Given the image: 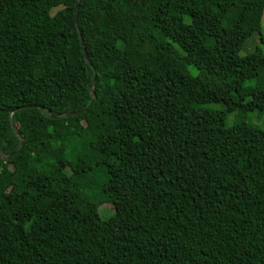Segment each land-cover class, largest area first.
<instances>
[{"label": "trees", "instance_id": "16d2710c", "mask_svg": "<svg viewBox=\"0 0 264 264\" xmlns=\"http://www.w3.org/2000/svg\"><path fill=\"white\" fill-rule=\"evenodd\" d=\"M77 1L0 0V264H264V0Z\"/></svg>", "mask_w": 264, "mask_h": 264}, {"label": "rangeland", "instance_id": "374dc122", "mask_svg": "<svg viewBox=\"0 0 264 264\" xmlns=\"http://www.w3.org/2000/svg\"><path fill=\"white\" fill-rule=\"evenodd\" d=\"M261 19H262V26H263V30H264V10L262 11ZM130 43L134 48L141 50V47L138 46L133 41V39L131 40ZM255 48H260L264 54V45L260 43V40H259V37L257 34L252 35L248 40H246V42H244L239 54L241 56L246 55V54L252 52ZM216 99H218V100L222 99L224 102L229 103L228 99L225 97V95L221 89L220 90L218 89L216 91ZM249 116H248V118H249L251 123L255 124L256 126L260 127L261 129H264V112L261 114H259L258 112H253L251 117H249ZM232 121H233L232 115L229 114L227 116V119H226V124L229 125L232 123ZM40 172L43 173V170L40 169ZM112 211H113V208H112L111 203H106V204H103L99 207V214H100L101 218H103V219L108 218L111 215Z\"/></svg>", "mask_w": 264, "mask_h": 264}, {"label": "water", "instance_id": "95a60500", "mask_svg": "<svg viewBox=\"0 0 264 264\" xmlns=\"http://www.w3.org/2000/svg\"><path fill=\"white\" fill-rule=\"evenodd\" d=\"M79 1L80 0H78L77 1V3H76V5H75V7H74V20H76V11H77V7H78V4H79ZM80 41H81V43H82V38L80 37ZM89 65H91L92 66V64L91 63H89ZM93 71H94V76H95V70H94V68H93ZM95 81V77H94V79H93V82ZM95 99H96V95H95V93H93V99H92V101H90L85 107H83V108H81V109H78V110H76V111H73V112H70V113H67V114H63V115H61V116H59V117H66V116H71V115H75V114H78V113H81V112H83V111H85V110H87L90 106H91V104L95 101ZM27 107H31V105H25L24 106V108H27ZM33 107H36V108H39V109H44L42 106H39V105H34ZM48 112H49V110H47ZM51 117H53L52 115H50ZM12 126L14 127V125L12 124ZM15 132H16V134H17V136H18V138H19V145H18V147H17V149L16 150H14V151H12L10 154L12 155V154H17L18 152H20L21 150H22V148H23V146H24V143H25V141H24V137L22 136V134L19 132V131H17V130H15ZM2 155L0 154V157H1Z\"/></svg>", "mask_w": 264, "mask_h": 264}]
</instances>
